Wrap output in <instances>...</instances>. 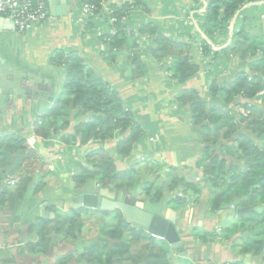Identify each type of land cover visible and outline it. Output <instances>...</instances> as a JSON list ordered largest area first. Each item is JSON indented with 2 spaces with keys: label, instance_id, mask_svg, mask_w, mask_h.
Wrapping results in <instances>:
<instances>
[{
  "label": "trees",
  "instance_id": "obj_1",
  "mask_svg": "<svg viewBox=\"0 0 264 264\" xmlns=\"http://www.w3.org/2000/svg\"><path fill=\"white\" fill-rule=\"evenodd\" d=\"M82 1L93 3L94 14L102 13L107 25L100 37L109 40L100 55L112 63L123 53L131 79L142 76L146 69L142 59L146 45L137 42L138 34L150 37L147 49L153 60L169 61V79L184 83L198 73L199 66L192 60V48L186 40L164 33L153 22L138 23L142 12L147 11L145 0L110 3L105 12L101 11L105 0ZM255 1L206 0L199 32L212 43L226 37L232 19L245 4ZM241 18L224 51L242 57L255 56L249 61V71H239L233 80L222 83L213 79L208 83L207 95L185 87L174 98L178 109L187 108L188 119L201 135L203 148L194 166L164 167L150 157H137L127 168H118L109 149L113 146L122 158L130 155L141 138L139 123L118 92L95 74L75 50L56 49L52 54L51 62L62 75L61 91L53 104L33 119L31 128L42 139L59 134L62 141L72 144L76 139L79 144L96 141L84 157L87 165L73 164L74 192L92 191L82 188L93 182L113 191L125 189L130 197L149 204L178 208L185 203L175 200L174 195L191 196V202L197 203L206 188L209 211L233 205L236 222L218 231L194 227L192 241L202 237L203 243L206 239L230 241L232 254L251 255L258 259V264H264V45L254 43V37L246 34L243 22L248 16L242 14ZM109 27L113 28L112 33ZM207 39H201V47L209 51ZM206 96L218 97L222 105L209 104ZM235 98L240 99L239 103L234 102ZM37 164L44 163L28 147L24 136L0 135V182L9 175H19L12 189L2 186L0 204L11 207L28 193H38L45 183L43 177L34 173ZM246 206L253 207V217H238L236 210ZM30 229L37 238L32 249H47L51 234L59 235L66 243H83L77 252V259L83 264H187V258L165 240L132 225L119 209L71 207L66 213L56 212L53 219L36 218ZM180 239L185 246L181 236ZM69 254L66 257L70 260ZM227 264L248 263L232 260Z\"/></svg>",
  "mask_w": 264,
  "mask_h": 264
},
{
  "label": "crops",
  "instance_id": "obj_2",
  "mask_svg": "<svg viewBox=\"0 0 264 264\" xmlns=\"http://www.w3.org/2000/svg\"><path fill=\"white\" fill-rule=\"evenodd\" d=\"M122 1L105 0L101 11H107L110 3L120 4ZM145 2L147 11L142 12L138 23L153 22L163 32L165 30L164 33L179 38L182 34L179 31L184 29L181 25L187 27L189 24L186 20L190 21L189 17H180V12L189 11L194 26L198 27L206 7V0ZM191 2L193 8L190 7ZM262 7L264 0L245 4L230 22L226 37H219L215 43L198 29L194 32L196 35L190 34V55L199 70L184 83L167 79L169 61L153 60L147 47L142 55L146 69L136 79L130 78V67L123 53L114 62H107L100 55V51L104 50L100 35L106 30L102 27V13L84 18L75 0H52L46 8L48 12L51 8L53 13L45 21L33 24L23 32L16 31L0 15V135L14 133L25 137L28 147L44 163L37 164L34 173L43 177L45 183L38 193H28L11 207L0 204V264H83L77 259V252L83 243H66L61 241L59 235L51 234V242L45 250L31 247L37 238L30 226L36 218L41 217V209L53 213L55 217L56 212L66 213L73 207V197L81 193L74 192L73 164L80 162L87 165L84 157L96 144V141L79 144L77 139L74 144L67 143L59 138V134H50L42 139L32 132L33 119L47 110L61 91V71L51 62L56 49L77 51L95 74L118 92L139 123L141 138L130 155L122 158L113 146L109 149L118 168H127L131 160L137 157H150L164 167L194 166L203 148L201 135L188 119L187 108L178 109L174 105L175 95L185 87L207 95L208 83L213 79L222 83L233 80L239 71H249V61L255 56L233 55L224 48L231 44L232 31L235 27L239 28L242 14L248 16L243 22L246 34L254 37V43L264 45ZM201 39H207L209 51L201 47ZM259 53L257 51V56ZM206 101L211 105H222L218 97L206 96ZM239 101V98L234 100L235 103ZM236 109L242 111L239 106ZM9 176L15 177L16 181L19 178L18 174ZM5 179L0 182V190L3 185L12 189L14 185H6ZM95 187L98 186L93 182H87L82 189L92 188L93 191ZM160 204L166 212L164 217L174 220L179 235L185 241V246L182 243L186 253L184 257L191 258V264H225L232 260L258 264V259L251 255L232 254L230 241H192V228L210 230L227 221L223 209L211 212L207 203L204 208L200 202L191 201L178 208ZM186 217L194 218L184 224ZM69 253L72 254L70 260L66 257Z\"/></svg>",
  "mask_w": 264,
  "mask_h": 264
},
{
  "label": "water",
  "instance_id": "obj_3",
  "mask_svg": "<svg viewBox=\"0 0 264 264\" xmlns=\"http://www.w3.org/2000/svg\"><path fill=\"white\" fill-rule=\"evenodd\" d=\"M52 0H47L45 6L51 4ZM50 8L48 14H52ZM37 24V23H36ZM175 200L182 203L191 201V196H184L179 193L174 195ZM73 207H86L92 209L112 210L119 209L123 217L132 225L145 229L152 236L163 239L180 256H186L180 235L174 220L155 213H150L145 209L143 199H135L129 196L125 189L113 191L108 188L95 187L92 192H81L73 197ZM253 207L246 206L236 210L239 217L249 213ZM41 217L53 218L54 214L41 209Z\"/></svg>",
  "mask_w": 264,
  "mask_h": 264
},
{
  "label": "built area",
  "instance_id": "obj_4",
  "mask_svg": "<svg viewBox=\"0 0 264 264\" xmlns=\"http://www.w3.org/2000/svg\"><path fill=\"white\" fill-rule=\"evenodd\" d=\"M80 5L81 15L85 17H91L94 15L96 6L90 2H84L82 0H75ZM132 10H138L132 8ZM0 15L2 18L9 21L14 29L18 32H23L31 25L41 23L48 17V11L45 6V0H0ZM114 21V18H110V23ZM108 31L113 32V28L109 27ZM137 42L140 45H145L150 40L148 35L138 34ZM104 42L108 41V37L102 38ZM6 185H14L16 182L15 177L7 176L5 179ZM227 264V263H225Z\"/></svg>",
  "mask_w": 264,
  "mask_h": 264
},
{
  "label": "rangeland",
  "instance_id": "obj_5",
  "mask_svg": "<svg viewBox=\"0 0 264 264\" xmlns=\"http://www.w3.org/2000/svg\"><path fill=\"white\" fill-rule=\"evenodd\" d=\"M193 2H191V5H190V7L191 8H193ZM260 10V9H259ZM261 11L264 13V7H262L261 8ZM263 13H262V15H263ZM180 14L181 15H179L180 17H189V19H190V21H191V24L193 25V28H192V25H190V21H188V20H186V22L189 24V26H187V27H184V25H181V27L182 28H184V29H182L183 31H179V32H181L182 34H181V38L183 39V40H186L188 43H190L191 42V38L189 37V35L191 34V35H196V34H194V32L196 33V29H199L198 27H196V26H194V23H193V21H192V19H191V16H190V13H189V11H185V12H180ZM174 19L172 18L171 19V21H173ZM103 21V25H102V27L103 28H106L107 29V27H106V24H105V21L104 20H102ZM130 22H131V19H129V21H128V24H130ZM181 30V29H180ZM187 30H189V32L188 33H186L187 32ZM164 32H165V30H164ZM167 32V31H166ZM198 40V39H197ZM150 41L151 40H149L148 41V43H146L145 45H146V47L148 48V46H149V44H150ZM101 43V42H100ZM103 43L104 44H102L103 46H104V48L106 47V45H105V42L103 41ZM103 48V49H104ZM102 50V49H101ZM147 51V50H146ZM169 74V73H168ZM169 76V75H168ZM167 79H169V78H167ZM209 200H210V198H209V194H208V191H207V189L206 188H204V190L202 191V194H201V196H200V200L198 201V202H200V205L201 206H203L204 208H206V203H207V205H208V203H209ZM197 202V203H198ZM165 205V204H164ZM145 209L148 211V212H150V213H155V214H158V215H161V216H165V214H166V212L164 211V209L161 207V204H152V203H147V202H145ZM223 210H224V212H223V215L225 214V216L227 217H225L226 219H227V221L226 222H221L220 224H218V227H215V228H213V229H215L216 231H218L219 230V228L220 227H223V226H226V225H232V223H235L236 222V216H235V209H234V207H233V205H229V206H225L224 208H223ZM244 215H246V216H249V217H253V215H252V213L251 212H249V213H247V214H244ZM194 217H188V219H187V217L184 219V224H186V223H189V221L188 220H192ZM220 226V227H219ZM206 238V237H205ZM160 239V238H159ZM201 243H203L204 241H203V237L201 238V240H199ZM206 242H217V240H209V239H206ZM186 259V258H185ZM185 262L187 263V264H191V262H192V260H191V258L189 259V258H187L186 260H185Z\"/></svg>",
  "mask_w": 264,
  "mask_h": 264
}]
</instances>
